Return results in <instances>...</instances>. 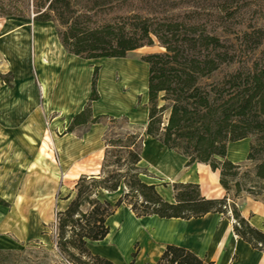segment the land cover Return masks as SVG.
<instances>
[{
	"label": "trees",
	"instance_id": "trees-1",
	"mask_svg": "<svg viewBox=\"0 0 264 264\" xmlns=\"http://www.w3.org/2000/svg\"><path fill=\"white\" fill-rule=\"evenodd\" d=\"M46 1L33 0L32 6ZM29 10L28 0H0V20L23 19ZM43 23L56 28L68 56L83 62L127 60L156 40L164 54L141 61L148 67L144 134L186 160V168L218 173L226 194L208 201L199 186L174 184L171 205L144 184L141 178L151 176L139 168L142 135L129 132L125 117L93 116L92 105L101 100L95 68L88 102L64 136L81 140L103 126V164L99 176L78 180L64 200L68 208L56 215L53 245L60 261L54 264H112L93 256L88 244L108 238L107 223L121 208L137 220L189 222L217 215L232 222L238 240L264 255V232L237 207L246 199L264 205V0H59ZM244 141L250 142L246 166L235 165L228 148ZM120 191L113 205L100 200ZM0 208L9 209L1 198ZM18 255L1 251L0 264ZM132 259L134 264L136 254ZM157 264L207 263L168 246Z\"/></svg>",
	"mask_w": 264,
	"mask_h": 264
},
{
	"label": "rangeland",
	"instance_id": "rangeland-1",
	"mask_svg": "<svg viewBox=\"0 0 264 264\" xmlns=\"http://www.w3.org/2000/svg\"><path fill=\"white\" fill-rule=\"evenodd\" d=\"M32 1L28 0L30 10L23 19L0 20V198L9 205V209L0 208V250L19 254L9 264L60 261L53 245L56 215L61 213L66 206L64 200L72 195L76 183L88 171L78 168V162L66 156L64 134L70 124L66 129L55 130L48 115L50 100L62 76L64 50L56 28L43 21L59 0H47L45 5L36 8ZM159 54H164V50L154 40L151 48L128 56L135 68L108 60L93 71L100 69L105 84L118 75L117 82L122 85L125 74L131 80L143 78L148 69L142 65V59ZM82 65L83 70L77 76L81 83L87 79L86 67L94 66ZM129 84L123 86L120 100L129 102L137 93V108L141 111L145 99L143 81ZM42 86L46 87L45 96H42ZM128 130L137 134L143 131L142 127ZM249 144L246 141L233 147L244 156L233 158L229 152L230 160L246 166ZM193 168L206 167L195 165ZM253 218L252 226L264 232V215Z\"/></svg>",
	"mask_w": 264,
	"mask_h": 264
},
{
	"label": "crops",
	"instance_id": "crops-1",
	"mask_svg": "<svg viewBox=\"0 0 264 264\" xmlns=\"http://www.w3.org/2000/svg\"><path fill=\"white\" fill-rule=\"evenodd\" d=\"M105 61L108 60L83 62L63 52L62 76L57 82L49 105L48 115L53 120L51 127L55 130H58V127L66 129L72 118L83 111L91 93L93 68L100 67ZM79 63L94 65L91 68L86 67L87 79L83 83L77 78L84 67ZM111 63L126 66L129 69L135 68L128 59L111 61ZM117 78L118 75L105 84L100 73L98 93L101 100L92 105V113L95 118L125 117L132 128L142 127L143 131L140 134L143 137V153L139 168L147 171L151 178L142 177L141 181L148 186H155L158 195L171 205L174 204L172 191L174 184L197 185L201 196L208 201L224 199L226 194L220 187L218 173H212L207 167L193 168L195 165L185 168L186 160L145 136L144 129L148 120L147 90L140 111L137 108L139 96L137 93H134L129 102L120 100L123 95V84L120 85ZM105 132L106 129L103 126H94L81 140L73 136L64 138L67 141L66 156L74 158L78 162V168L88 170L82 177L100 175L104 158L102 139ZM238 144L230 145L228 148V160L233 164L235 163L230 160L229 152ZM122 194V191L115 195L103 194L100 200L113 205ZM63 204L66 206L61 213L66 211L69 202H63ZM237 207L242 217L250 220L251 226L255 219L253 217L264 215V205L249 199L238 202ZM107 225L110 229L108 238L102 243H89L88 249L93 256L112 264H132V257L135 254L134 264H157L168 246L185 249L207 264H264V255L252 251L248 245L238 240L233 233L232 222L217 215H208L203 219L189 222L158 218L137 220L130 210L121 208L114 217L109 219Z\"/></svg>",
	"mask_w": 264,
	"mask_h": 264
},
{
	"label": "bare ground",
	"instance_id": "bare-ground-1",
	"mask_svg": "<svg viewBox=\"0 0 264 264\" xmlns=\"http://www.w3.org/2000/svg\"><path fill=\"white\" fill-rule=\"evenodd\" d=\"M43 65L44 66H47V64L46 63H43ZM141 79V80H140ZM122 81H124L123 82V86L125 85V84H129V83H131L132 81L133 82H139V81H143V88H142V93L144 94V97L146 96V90H147V74L143 77V78H141V77H138V78H135L134 80H131V79H129V75L128 74H125L124 76H122ZM130 85V84H129ZM132 85V84H131ZM123 90H124V88H123ZM130 89H128V91H129ZM45 94H46V87L45 86H42V96H45ZM230 152H231V156L233 157V158H239V157H243L244 156V153H242V152H240V151H238V150H236L235 151V149L234 148H232L231 150H230ZM16 224H19V222L18 221H16Z\"/></svg>",
	"mask_w": 264,
	"mask_h": 264
}]
</instances>
